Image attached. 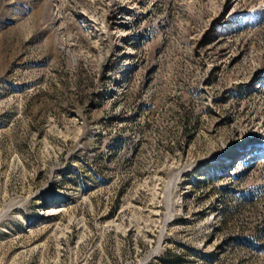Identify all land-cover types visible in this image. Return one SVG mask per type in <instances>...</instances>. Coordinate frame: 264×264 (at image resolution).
Segmentation results:
<instances>
[{
  "label": "rangeland",
  "instance_id": "obj_1",
  "mask_svg": "<svg viewBox=\"0 0 264 264\" xmlns=\"http://www.w3.org/2000/svg\"><path fill=\"white\" fill-rule=\"evenodd\" d=\"M169 261L264 264V0H0V264Z\"/></svg>",
  "mask_w": 264,
  "mask_h": 264
},
{
  "label": "trees",
  "instance_id": "obj_2",
  "mask_svg": "<svg viewBox=\"0 0 264 264\" xmlns=\"http://www.w3.org/2000/svg\"><path fill=\"white\" fill-rule=\"evenodd\" d=\"M164 260V259H163ZM179 261V260H178ZM178 261H169L170 262V264H176V263H178Z\"/></svg>",
  "mask_w": 264,
  "mask_h": 264
}]
</instances>
